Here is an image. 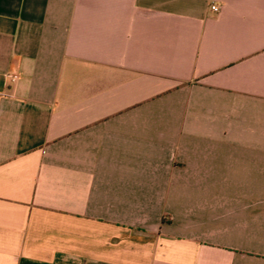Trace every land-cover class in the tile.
<instances>
[{
  "label": "crops",
  "instance_id": "crops-1",
  "mask_svg": "<svg viewBox=\"0 0 264 264\" xmlns=\"http://www.w3.org/2000/svg\"><path fill=\"white\" fill-rule=\"evenodd\" d=\"M0 264H264V0H0Z\"/></svg>",
  "mask_w": 264,
  "mask_h": 264
},
{
  "label": "built area",
  "instance_id": "built-area-1",
  "mask_svg": "<svg viewBox=\"0 0 264 264\" xmlns=\"http://www.w3.org/2000/svg\"><path fill=\"white\" fill-rule=\"evenodd\" d=\"M210 9L213 11V12H217L219 10V5L218 4H211L210 5ZM15 75L13 76L12 79H15Z\"/></svg>",
  "mask_w": 264,
  "mask_h": 264
}]
</instances>
